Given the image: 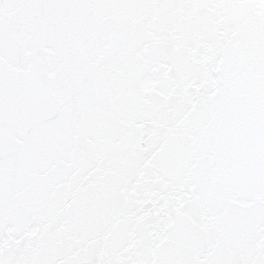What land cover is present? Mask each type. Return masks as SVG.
I'll use <instances>...</instances> for the list:
<instances>
[{"label": "snow or ice", "instance_id": "1", "mask_svg": "<svg viewBox=\"0 0 264 264\" xmlns=\"http://www.w3.org/2000/svg\"><path fill=\"white\" fill-rule=\"evenodd\" d=\"M0 264H264V0H0Z\"/></svg>", "mask_w": 264, "mask_h": 264}]
</instances>
